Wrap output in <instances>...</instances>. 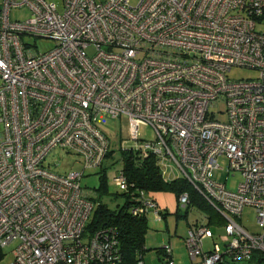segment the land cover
Wrapping results in <instances>:
<instances>
[{
    "label": "built area",
    "instance_id": "built-area-1",
    "mask_svg": "<svg viewBox=\"0 0 264 264\" xmlns=\"http://www.w3.org/2000/svg\"><path fill=\"white\" fill-rule=\"evenodd\" d=\"M20 7L29 16L11 21ZM60 8L0 4V264H125L113 227L86 232L93 193L80 186L83 171L111 149L102 127L121 118L120 149L153 155L163 178L186 180L224 221L221 235L205 217L189 225L191 264H236L264 252V0H62ZM27 38L54 46L39 51ZM234 68L256 76L231 79ZM219 102L224 122L210 112ZM140 125L151 140L138 137ZM56 147L79 156L84 170H51L46 158ZM124 175L120 168L111 176L119 192L134 187ZM135 192L129 213L161 220L157 203ZM188 197L179 194L178 207ZM245 206L261 233L238 221ZM163 248V263L174 264Z\"/></svg>",
    "mask_w": 264,
    "mask_h": 264
},
{
    "label": "rangeland",
    "instance_id": "rangeland-1",
    "mask_svg": "<svg viewBox=\"0 0 264 264\" xmlns=\"http://www.w3.org/2000/svg\"><path fill=\"white\" fill-rule=\"evenodd\" d=\"M97 2L103 0H96ZM2 0H0L1 4ZM29 15L28 9L26 7H20L17 9H11L10 19L12 20H24ZM30 44H34L39 51H46L51 49L54 45L52 40L42 39V38H27ZM87 55L90 56L94 53L93 47H89L87 50ZM229 78L231 79H246V78H254L256 73L254 70L245 68H234L228 73ZM1 83V78H0ZM223 110H225V104L223 102L217 103L215 107L211 108L210 112L216 113V119L220 121H225L226 116L223 114ZM222 112V114H219ZM125 120L124 119H109L107 124L102 127L104 131L107 132L108 136L111 140V150L112 156L110 158H106L101 164V167L85 169L83 168L82 159L75 154H65L64 150L59 147L54 148L47 154L46 165L50 167L51 170L57 171L59 173L64 172H81L83 171V176L80 177V186L87 193H93L94 189L97 188L100 184V176L105 177L106 186L108 187V192L110 195L104 196V202L109 203V206L115 207L120 205L123 199L119 196L117 199L112 198L113 194L118 192L116 189V185L112 181V177L116 172L122 167V162L120 158V145L119 143L124 139L126 135V129L124 128ZM138 137L140 139H152L153 133L151 128L146 126H139ZM138 138V139H139ZM127 140V139H125ZM126 145L132 143V141L127 140ZM219 165L223 168L226 167L227 160L224 157H219L218 159ZM57 164L58 166H54ZM214 176L217 177L218 181L225 182L226 174L219 170L214 173ZM174 175H171L170 178H173ZM241 177L238 172L234 173V176H229L228 181L226 182V186L229 189H235L234 183L240 182ZM158 205V209L166 210L167 215L165 219L158 220L153 212H149L147 214L148 220V230L144 235V249L145 253L143 256V260L145 264H164L161 260L163 257L160 247L163 245H169L172 249V260L174 264H191L189 259L188 251L185 239L188 234L189 224L192 221L200 220L203 218L204 214L198 210L197 208H191L186 216H184V208H177L178 200L176 199V195L172 191H160L156 193L150 194ZM94 198L97 197L96 194H91ZM90 196V197H91ZM92 198V197H91ZM243 210L241 212L240 224L248 230V232L253 234L261 233V229L255 220L256 213L254 208L250 206L242 207ZM178 209L177 213L176 210ZM178 214V215H177ZM214 229V228H213ZM85 241V239H83ZM212 245V239L205 240L204 246L206 249L210 248ZM13 246L4 248V252L8 253L12 250ZM10 259V255H7L6 261ZM236 264H259L256 261L250 262H240ZM264 264V263H262Z\"/></svg>",
    "mask_w": 264,
    "mask_h": 264
},
{
    "label": "trees",
    "instance_id": "trees-1",
    "mask_svg": "<svg viewBox=\"0 0 264 264\" xmlns=\"http://www.w3.org/2000/svg\"><path fill=\"white\" fill-rule=\"evenodd\" d=\"M112 150L107 151L106 158L112 156ZM121 158V169L124 172L129 184L134 187L129 188V192H117L113 194L112 198H118L119 196L123 199L120 205L115 207L109 206V203L104 202V196L110 195L108 192V187L106 186L105 177L100 176V184L94 189L93 194L97 197L91 196L92 202H94L93 213L90 214V220L86 224V232H94L95 230L102 228L104 226H111L115 229L116 237L118 240L119 251L123 255L125 264H134L139 258H143L145 250L144 241L148 230V220L147 214L143 215H132L129 213V208L132 204L130 192H135V189L142 190L145 195L151 200H154L150 195L151 193H156L160 191H172L175 193L176 198L182 192H188L189 203L184 209V216L187 215L191 208H197L200 210L206 220L204 222L208 223L212 228L217 229L224 224L222 218L215 212V210L208 204L205 198L202 197L189 183L183 178H172L165 179L160 175L158 164L156 163V158L153 155L142 156L131 149H120ZM103 160V161H104ZM103 164V162H102ZM102 165L100 164L99 167ZM134 194V195H135ZM156 202V200H154ZM177 208L179 209L178 205ZM176 210V213L178 211ZM161 218L165 219L167 212L166 210H160ZM178 215V214H177ZM197 220V219H196ZM195 220V221H196ZM192 221L190 224H192ZM189 224V225H190ZM217 235H221L222 232H216ZM164 245L157 250L158 252H163ZM3 251L0 250V258L3 256ZM163 254V253H162ZM250 261H256L259 264L264 263V252L255 251L252 256H250ZM163 259V258H162ZM161 259V260H162ZM164 262V260H162ZM235 264V263H227Z\"/></svg>",
    "mask_w": 264,
    "mask_h": 264
},
{
    "label": "crops",
    "instance_id": "crops-1",
    "mask_svg": "<svg viewBox=\"0 0 264 264\" xmlns=\"http://www.w3.org/2000/svg\"><path fill=\"white\" fill-rule=\"evenodd\" d=\"M48 1H51V2L55 3L58 6L57 8L61 9L60 6H62V0H48ZM213 230H214V233L213 234H215V235H217L216 232H223V229H222L221 226L218 227L217 229H213ZM208 239H210V238H207L205 240H208Z\"/></svg>",
    "mask_w": 264,
    "mask_h": 264
},
{
    "label": "bare ground",
    "instance_id": "bare-ground-1",
    "mask_svg": "<svg viewBox=\"0 0 264 264\" xmlns=\"http://www.w3.org/2000/svg\"><path fill=\"white\" fill-rule=\"evenodd\" d=\"M50 2H51V1H50ZM57 7H58V6H57ZM60 7H61V6H60ZM28 12H29V10H28ZM28 16H29V15H28ZM28 16H27V17H28Z\"/></svg>",
    "mask_w": 264,
    "mask_h": 264
}]
</instances>
